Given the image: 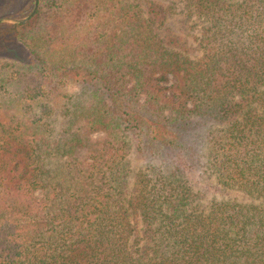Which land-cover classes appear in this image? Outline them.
Listing matches in <instances>:
<instances>
[{
    "label": "trees",
    "instance_id": "16d2710c",
    "mask_svg": "<svg viewBox=\"0 0 264 264\" xmlns=\"http://www.w3.org/2000/svg\"><path fill=\"white\" fill-rule=\"evenodd\" d=\"M180 1L200 24L199 58L159 38L160 3L148 0L142 19L119 0L134 50L110 47L109 70L97 57L95 69L47 66L45 77L98 86L91 102L65 107L61 131L54 104L0 112V264H264V0ZM40 14L7 26L33 29ZM202 122L212 125L203 146L190 138ZM132 148L150 164L133 169ZM173 150L214 190L249 200L202 203L165 161Z\"/></svg>",
    "mask_w": 264,
    "mask_h": 264
},
{
    "label": "rangeland",
    "instance_id": "374dc122",
    "mask_svg": "<svg viewBox=\"0 0 264 264\" xmlns=\"http://www.w3.org/2000/svg\"><path fill=\"white\" fill-rule=\"evenodd\" d=\"M147 1L123 0V3L129 4L131 10L139 12L140 17L144 19L147 16ZM153 1L160 3L165 10V21L158 28L159 38L169 42L173 49L185 52L193 60L199 58L201 51L197 37L200 24L196 17L187 14L180 0ZM120 4L119 0H43V3L38 0L41 14L34 21L33 29L25 31L20 28L13 29L7 26L12 23L0 22V34L4 35L12 49L0 52L1 116L6 119L19 118L24 112H29L27 114L29 116L39 111L41 103L42 105L54 104L55 126L58 132L61 131L67 124V118L64 116L65 107H72V105L78 107L91 102V93L98 86L94 83L67 80L60 76L54 77L52 73L45 77L48 73L47 66L67 68L85 66L95 69L97 57V60H104L110 65L106 66L109 70L111 64L118 58L113 53L115 60L111 59L110 47L123 49L119 56L123 53L127 55L130 50H134L135 45L127 44L130 40L126 32L131 23L126 17L129 15H122L123 6H117ZM171 4L173 8L169 7ZM33 6L34 0H0V19H22L31 12ZM171 39L172 42H170ZM32 53L39 56L42 60L40 62L46 67H40V62L34 60ZM7 75L10 76V82L6 81ZM194 126L195 133L193 136L190 134V138H193L194 142L199 138L198 144L203 146L212 125L202 122ZM102 136L101 132H95L90 135V138L94 141ZM83 153L82 150L80 154ZM188 156L186 151L173 150L166 155L165 161L181 166L186 171L194 189L204 191L202 203L206 204L213 198L249 200L240 192L228 193L214 190V179L201 173ZM59 158L52 159L54 169L58 168L62 161ZM128 162L133 169L150 164L146 157L137 154L133 148L128 155ZM56 175L58 176L59 173ZM132 183L133 175L128 180L129 187Z\"/></svg>",
    "mask_w": 264,
    "mask_h": 264
},
{
    "label": "water",
    "instance_id": "95a60500",
    "mask_svg": "<svg viewBox=\"0 0 264 264\" xmlns=\"http://www.w3.org/2000/svg\"><path fill=\"white\" fill-rule=\"evenodd\" d=\"M37 6H38V0H34V6L33 9L31 10V12L24 18L22 19H0V22H10L12 24H23L24 22H26L37 10Z\"/></svg>",
    "mask_w": 264,
    "mask_h": 264
}]
</instances>
